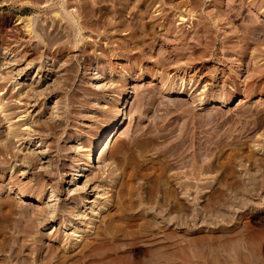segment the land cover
<instances>
[{"label":"bare ground","instance_id":"6f19581e","mask_svg":"<svg viewBox=\"0 0 264 264\" xmlns=\"http://www.w3.org/2000/svg\"><path fill=\"white\" fill-rule=\"evenodd\" d=\"M25 1H27V0H25ZM38 1L40 2V0H38ZM43 1H45V0H43ZM66 1H68V0H66ZM123 1H126V0H123ZM156 1L159 2L160 4L157 5V6L154 5L153 6L154 8H153L152 7V3L156 2ZM61 2H63V1L61 0ZM83 2H84V0H83ZM134 2H135V0H134ZM245 2H246V0H178V1L177 0H136V4L139 5V7H138L139 9L136 7L135 10L128 11L130 9V8L126 7V5H128V3L124 5V4H121V3H123L122 0H110L109 1V6H108L110 8V10H111L110 16L107 15V13H106L107 10H105L102 13L101 12L102 9L98 8L99 10L96 11V12H99L102 15V16H99L100 18L98 17L99 20L97 21V23H99V25H97V26L103 25V27L106 26L105 27L106 29H104V30L102 29V31H99V32H97V31L100 30V29H97V31L95 30V33L97 32V34L94 35V38L95 37L97 38L98 36H101V37H99L100 38L99 40L105 39V46L103 47L102 43H101V45L100 44L97 45V40L96 39H93V40H95L94 42H88L89 44L92 43V45L94 46V48H91V49H93L92 51L96 55V60L98 58V61L101 63V64L98 63V66L96 65L97 67H95V68H97V71H95V73H94L95 76L93 75L94 77L92 78L93 80L96 81L95 82L96 88H98V90L101 93H104V92H106L109 89L111 91H115V86H114L115 83H114V81L116 80V76H118V75H116V70L117 69L115 67H118V69H119L118 71H119V74H120L121 66L119 67V65H121V63L119 64V60H126L128 62V63L127 62L126 63L128 65V69H129L130 72L129 71H127V72H122L121 71V75H124V77H127V76L130 77V75L132 73L134 74V71H135V73L136 72L139 73L138 74L139 76L145 77V78H150L151 80H155V82H156V83L152 84V87H151V84H150V88L148 86L147 88H149V89L144 90L145 92L142 90L144 94L143 93L142 94L139 93L142 96V97H140V98H142L141 100L146 99V101H147V99H148V100L151 101L152 99H154L157 96V94H158V96H161V94L165 93V92L162 93V91H168L169 93L171 92L172 94L173 93L181 94L182 93L181 91H177V89L175 91V88H177V87H175V83H177V82H175L174 80H173L175 82L174 85H171L172 82H168V84H166L165 81L161 82L162 81L161 72L163 71V69L165 70L166 68H168V65L165 64L166 66H163V63H164L165 59L167 61V59H169L171 56H174L173 58L171 57L173 61L176 60V59H181L182 58L181 55H183V56L185 55V52H183V50H185L187 48H189V53L195 52L196 51V48H195L196 46L192 45V41L191 40H190L191 43H190V41L188 42L189 39L187 40V36L191 34V36H189L188 38H190V39L194 38L195 39L196 35L199 33V31H201L200 32V36L202 37L204 35L205 39L210 38L211 34H212L213 37H211V38L213 40H211V41H214V43H215L217 40H219L221 42V44H222V45L220 44V46H222V47H224L222 42H227V43H225V46H226V44L228 46L230 44V42L231 43L234 42L230 47L228 46L229 48H227V49L229 50V52L223 51L224 52V54H223V52L221 51L222 54H223L222 57H224V56L226 57L227 56L228 58L224 57L227 60L231 57L236 62V65L238 66V68L241 67L243 65V64L241 65V62H242L241 60L245 56L247 57L249 55L248 58L250 59L251 57L255 58L258 55H261V53L257 54L258 50H260V49H257V52H256L257 56H255L256 55L255 54V50L250 49V51L251 50L252 51L250 53L247 52L248 50H246L245 45H248V44L245 43V45H244L243 43H241V41H243L242 39L246 40V38H247V37L245 38V35L247 36V34L245 32L247 30H251V29H254V28H255V31H256V28L259 29V28H261L263 26V25L260 24L261 27H259L260 25L255 23V21H258L259 18L257 20L256 19L254 20L253 18L250 17L251 15L248 14L249 17H250V21H252L251 19H253V21H254L253 23L251 22L250 24H249V19H248L249 17L247 18V20L245 18V17H247L246 14L249 13V12L245 13L246 10L248 9V7L251 8L253 11H255L254 9L258 7V3L259 2L262 3V1L259 0L257 2V0H251L250 2L249 1L246 2L248 7H247V9L244 12V9L246 8ZM86 3H87V1L84 3L85 6L87 7L88 5ZM92 3H94V1ZM130 3H131V1L129 2V4ZM56 4H57V2H56ZM88 4H89V2H88ZM166 4L168 6H166ZM263 4H264V2H263ZM26 5L29 6V7H33V8H37L38 9V8L43 7V6L46 7L47 3L41 4V3H38V2H35V1H33V2H30V1L28 2L27 1ZM67 5H69V3L66 4V6ZM97 5H98V1H97ZM60 6L63 7L62 4ZM81 6H82V4L80 5V7ZM49 7H47V8H49ZM75 7H73V8H75ZM130 7L132 9V7L134 8L135 6L131 5ZM166 7H169L170 9L169 8L168 9L170 11L171 10L174 11L173 15L170 12L169 13H164V9ZM210 7H212V8H210ZM66 8H68V6ZM73 8L71 9V11L74 10ZM85 8H83V10ZM87 8H89V7H87ZM105 8L107 9V7H105ZM76 9H75V12H76ZM89 9L92 11L91 8H89ZM136 9L138 11L139 10L140 11L137 14H135V16H134L135 18L132 17V18H134L133 20L129 19L130 21L127 22L126 14L129 13L131 15V13L136 11ZM69 10H70V8H69ZM86 10H88V9H86ZM86 10H85V12H87ZM90 10H89V12H90ZM169 10H167V11H169ZM57 11H59V10H57ZM65 11H66V9L64 10V15L59 14V12H63V11H59V12L55 11L54 13L51 12V13H53V17L52 18L55 19L56 17H58V18L60 17L59 18L60 20L61 19H63V20L66 19V21L68 20L67 22H69L72 25L71 28L68 25L69 23L66 26V29L68 28L69 31H70L68 35H70V36L73 35L74 37L75 36H79V40L80 41H78V42L82 43L81 45H86V47H83V46L81 47L80 46L81 49H82L80 52H82V55H84V57L87 56L86 59L89 56V58L86 60L87 61L86 63H88V60L90 61V59H93L91 57V55L93 53L90 51L92 53V54H90V52H89V50H90L89 48L92 45L88 46L86 44L87 42L85 44H83L85 42L84 38H86L84 36H86L88 34L87 33L85 35V32H84V31H86V26H87V28L89 26V24L86 25V22L88 23V21L85 20V22H84V21L80 20L81 22L76 23V25H74L73 24L74 20L79 21V19L78 20L77 19H73L72 20V18H70L71 17L70 11L69 12L67 11L66 14H65ZM248 11H249V9H248ZM257 11L262 12V7H261V10L260 9L258 10V8H257ZM89 12H87V13H89ZM147 12H150L151 15L148 14L149 17H148V19L145 20ZM250 13H251V10H250ZM263 13L264 12H262V14ZM41 14H43V12ZM84 14L85 13H83V15ZM100 14H98V15H100ZM103 14H104V16H103ZM244 14L246 15L245 17H244ZM198 15H199L200 19H202V20L197 21L199 19ZM255 15L256 14H252V16H255ZM186 16H187V18H189V20L186 18ZM39 17H40V15H39ZM86 17L91 18L90 16H86ZM169 17H172L173 19L172 18L169 19ZM256 17H260V15L259 16L257 15ZM77 18H79V17H77ZM241 18L245 19L248 22H246L244 20L246 24L245 23L241 24L242 20L239 21ZM36 19L37 18H35L33 15H17L16 18H15V21L23 22V26L25 27L24 29L27 30L28 34H31L32 31H35V28L39 27V29H40V28H42V25H43V24L41 25V23H37V25H36V22H37ZM169 20H170V22L173 21V23L172 22L171 23H172V25H174V27H175L176 24H177V27H179L178 26L179 24H182L184 22L185 23L188 22V25H189L188 27L189 28L186 27L187 28V32L185 31V29H184L185 33H184V31L178 32V30H176V27L175 28L171 27L170 26L171 24L170 25L168 24V23H170V22H167ZM176 20H178V23L176 22ZM186 20H188V21H186ZM259 22H261V21H259ZM135 24H137V25H135ZM167 24L170 26L169 28L166 26ZM184 24H182V25H184ZM255 24L257 26L259 25L258 26L259 28L256 27ZM35 25H36V27H35ZM95 25H96V22L94 23V27H95ZM194 26L196 27V29H194L195 28ZM180 27L182 28V26H180ZM191 27H193V28L191 29ZM112 28H116V30L114 29L116 31L115 33L112 32L113 31ZM138 28H140V30H138ZM68 29L64 30V32L67 31V33H68ZM128 29L130 30V33L133 34L132 37H130L131 34L126 31ZM188 29H190V30H188ZM117 30L118 31L122 30V31L119 33V32H117ZM42 31L40 32L41 35L43 34ZM136 31L137 32L140 31V33L138 32L139 33L138 34ZM251 31H253V30H251ZM35 32H38V31H35ZM59 32H61V30ZM195 32L197 34L193 37L194 34H192V33H195ZM259 32H262V31H259ZM93 33L94 32H92L89 35H87V38H91ZM201 33H202V35H201ZM250 33H252L254 35L253 32H250ZM119 34H120V36H118ZM128 34H130L129 37L127 36ZM137 34L139 36H137ZM49 35L50 34L45 36V37H47L45 40H47V39L49 40L50 39V41L49 42L46 41L47 42L45 44L46 46L43 44L45 46V48H46L44 50H43L44 47H41L43 45H41L40 47L36 46V48H32V49L31 48L29 49V48H26L25 46H23L22 48H20V50H19V48L17 49V47L16 48L9 47L11 41L12 42L15 41L16 38H15V40L14 39L11 40L8 43L9 44L8 47L6 46L7 48H5L6 51L4 52V55H7V54L10 55L12 53L13 54L11 55L10 58L9 57L6 58V60L4 61V64H3V66L4 65L5 66L4 67L2 66L4 68V70H6V72H5L4 76H2L3 78L0 77L1 78L0 88L4 89V87L6 86L7 88H6V90L4 92L9 94V87H8L9 85L7 86V84H8V82L11 81L12 78L15 80V81H13V84H11L12 85L11 88L13 89V90L12 89L11 90H12V92L14 91L13 92L14 93L13 96H15L20 101L23 100V105L22 106L25 107V108H23L22 112H25L26 110L28 111V109L32 108V110L30 112L32 114V111L36 110V107L39 104L38 103L39 99L40 100L41 99H49V98H51L53 96L56 97L57 95H59V92H58L59 89L61 90L63 88V85L61 87V85L58 84L62 80H60L59 82H58V80H55V78L57 76V73L59 72V69L58 70L56 69V67H57L56 65L58 63L56 62L55 57L57 55H61V53L64 52L65 50L67 52V49H69L67 47L70 46L71 44H69V45L67 44L68 45L67 46V45H65V43H67V42L69 43V41H71V38H73V37L70 38V37L67 36L68 37V39H67L66 36H63L62 33H59V35H61V37H66L65 40L67 39V42L64 40L63 41V42H65L64 44H61V45L56 44L58 46H56L54 50L52 49L54 51L53 52L51 50L52 46L50 47V49L47 46L50 45V44H55L54 41H52L53 37H54L53 36L54 34L50 35V37L53 36L52 38H50V37L48 38ZM55 35H57V33ZM258 35L259 34H257V36ZM260 35H261V33H260ZM208 36H210V37H208ZM61 37L58 36L57 39H56V42ZM135 37H138L139 39L138 38L136 39ZM148 37H149V40L152 41V43L151 42L150 43H146V40H148ZM197 37H199V36H197ZM29 38H30V36H29ZM127 38H129V40ZM251 38H252V36H251ZM196 39H199V38H196ZM205 39L201 40V38H200L199 40H195V41H200L201 40V41L204 42L203 44H205V41H206ZM252 39H255V38L253 37ZM2 40H4V39H2ZM175 40L180 41L179 45H180L181 48L179 49V47H177L179 49V51L175 52V54H172V51L174 52L175 49L174 50L173 49H170V50L168 49L167 54H165L166 53L165 51H167V49L166 50L162 49L161 46H160L159 48H161L162 50H165V51H162V52H165V53H162V52L159 51V53L156 52L155 54H157L158 56H163V58H161V59L162 60L164 59V60L163 61L161 59L157 60L156 57L152 54L155 57V59H156L155 63H157L158 68L154 69V67H152V66L150 67L148 65L149 62L146 60V58H147L146 55H148V53L145 50V47L149 45L152 48L151 45H153V46L155 45L156 46V45H158V43H160V45H165V46H167L169 48L170 47V43L172 41H174V43L177 42V41L175 42ZM245 40L243 42H245ZM247 40H249V39H247ZM184 41H186V42H184ZM208 41H209V39H207L206 43ZM51 42H53V43H51ZM252 42L255 43L254 41H252ZM75 43H77V42H75ZM185 43L188 44V46L185 47V45H186ZM195 43H197V42H195ZM209 43L212 44L213 42L211 43L209 41L208 45H209ZM77 44H74L73 46H75ZM79 44H78V46H79ZM197 44H198V47H199L200 43H197ZM252 45H254V44H252ZM256 45H258V47ZM256 45H254V47L256 46L257 48H259V46H261V44L260 45L256 44ZM3 46H1V47H3ZM12 46H15V45H12ZM182 46H183V48H182ZM202 46L203 45L201 44L200 45L201 49H202ZM203 47H205V46H203ZM222 47H221V49L223 50ZM249 47H251V46H249ZM157 48H158V46H157ZM159 48H158V50H159ZM171 48H173V47H171ZM214 48H215V46H214ZM15 49H17V50H15ZM224 49H226V48L224 47ZM48 50H51L52 54L54 53L55 56L54 55L52 56V58L54 57V59H52V58L47 59L48 57L46 55L44 56V53H46V51H48ZM154 50H156V49H154ZM158 50H156V51H158ZM210 50H212V49H210ZM213 50H215V49H213ZM217 50H219V49H217ZM51 51H49L48 54L51 53ZM197 51L195 52L196 54H197ZM110 52H111V54L109 55ZM202 52H203V49L199 50V53H200V54L198 53L199 56L202 55V54L205 55L204 52L203 53ZM149 53H151L150 49H149ZM189 53H188V56H186L187 53L185 55V58L187 59V57H188V60L191 59L190 56L192 55V54L190 55ZM214 53L215 52L211 51V56ZM97 56H99V57H97ZM110 56H112V57H110ZM253 56H255V57H253ZM41 58H44V59H41ZM158 58H160V57H158ZM192 58H195V56L192 57ZM196 58H197V55H196ZM199 58H201V57H199ZM199 58H197V59H199ZM137 59L141 62L140 66H139L140 63H138ZM186 59H183V62H185ZM263 59L264 58H262V60ZM48 60L49 61L51 60L52 62L50 61V63H48ZM192 60L193 59H191V63H192ZM194 60H196V59H194ZM253 60H250V62L251 61L253 62V63H251V65L254 64V66H252L253 67L252 68L253 71L251 70L254 73H251V74L254 75V76H257L256 79L259 77L258 80L261 81L260 82V84H261L262 82H264L261 79L262 77L264 78V67H263L264 65H262V63L259 61L258 58L257 59L255 58ZM149 61H150V59H149ZM168 61H170V60H168ZM58 62H60V61H58ZM170 62H172V61H170ZM245 62H244V64H245ZM135 63L136 64L138 63L137 64V66H139L138 68L134 67ZM151 63H153V62H151ZM176 63H177V61H176ZM60 64H58V65H60ZM170 64L171 63H169V65ZM177 64H176V66L174 64L175 67L173 66V63L170 66L171 68H172V66L174 67L175 72H173V73H175L176 77L178 78L177 80H181L180 78L184 79V77H187V76L192 77L190 75L191 72H190V74L188 73V68L186 67L187 65L182 66V63L180 65L179 64L177 65ZM215 64L216 63H214V64L212 63V65H214L215 68H216ZM202 65H204V64H202ZM160 66H163V69ZM201 66L200 67H198V66L192 67L191 70H189V71H192V72L195 71L197 73H202L201 72V70H202ZM204 66L206 67V65H204ZM58 68L61 69V67H58ZM72 68H74V67H72ZM160 69L162 71H160ZM168 69H166V70H168ZM174 69H173V71H174ZM210 69H208V70H210ZM213 69H212V71H213ZM229 69H230V67H229ZM60 71H62V70H60ZM237 71L233 70L232 71L233 74L231 75L232 76L231 77L229 75L230 73L228 72V69H227V73H229V74L228 75L225 74V75H227L226 77H225V75L223 76V83L225 84L224 87L226 89H228V92L226 91V93H228L229 95L233 94V92H237V90L239 89V84L242 83V77L240 76L239 71L238 72ZM169 72H172V71L169 70ZM166 73H167V71H166ZM166 73H165V75H166ZM207 73H209V72H207ZM221 73H224V72L222 71ZM163 74H164V71H163ZM251 74H250V76L252 77ZM60 75H61V73L59 74V76ZM171 75H172V73H171ZM192 75H194V73ZM66 76H70V74L66 75ZM174 76L172 75V77H174ZM197 76H199V74ZM205 77H207V79H205V85L202 86V88H203L202 91H201L202 93H203L204 90H206V87H208L209 82H211L210 80H212V78H213L212 74H210L209 76H205ZM218 77H220V76H218ZM57 78H59V77L57 76ZM70 78H71V76H70ZM70 78L66 79V77H65L66 80H70ZM167 78H169V80L170 79L172 80V78H170V76L167 77ZM187 79H188V77H187ZM17 80L29 81V84L26 85L24 83L25 85H23V83H22V85H21V83L19 81H17ZM66 80H64V82ZM125 80H126V78H125ZM203 80H204V77H203ZM215 80L217 82L218 79L216 78ZM108 81H109V84H107ZM117 81H119V80L117 79ZM157 81H160L159 84L162 83L161 86H158V82ZM192 81H194V79ZM254 81H253V83H254ZM62 82H60V83H62ZM67 82H70V81H67ZM221 82H222V80H221ZM180 83H182V82H180ZM169 84L171 85L170 88H169V86H170ZM28 85H30V87ZM65 85L69 86V83H66ZM241 85L243 86L245 84H241ZM257 85H258V83L255 86H253V87L255 88ZM263 85H264V83H263ZM176 86H178V85H176ZM124 87H125V85H124ZM184 87H186V86H184ZM241 87H240V89H241ZM257 87H256V89H257ZM126 89L127 88H122L121 91L119 92V94L122 96V98L120 96V99H122V103H124V106H123L124 108L126 107V105L128 103L126 98L128 97V94H129V91L127 92ZM145 89H146V87H145ZM178 90H180V89H178ZM254 90L255 89H253L252 92ZM138 91H140V90H138ZM244 91H245V89L243 90V93H244ZM212 92H214V91H212ZM139 94L138 95L136 94V95L139 97ZM212 94L213 93H211V95ZM258 95L260 97L259 98L260 100L263 99V97H264V89L261 88L260 86H259ZM187 96H188V94H187ZM219 96H223V98L219 97V101L216 100V101H218L217 103L219 104V106H221V107L226 106L227 103H228L227 99H229V98H227L228 96L226 95L227 96L226 98H224L223 94L219 95ZM75 97H77V98L75 100H73V101L79 102V103L83 102L80 97H78V96H75ZM188 97L193 98L191 95H189ZM196 97H198V96H196ZM6 98L7 97L4 95V93L2 95H0V113H2L1 114L2 115V119L5 121V126H6L5 130L2 129L3 131L0 129V135L1 136L3 135L2 138L4 139V141L0 144V153H2V155H4L3 158H0V165H7V170H5V171L3 170L4 172L1 171L2 173H1L0 177L4 176L6 174V171L8 173H10V174H14L15 171H19V170H21L22 173H23V171L25 172V170L28 171L30 169H36L38 164L40 162H42L43 169L40 170L39 173L42 176H44V175L49 176L50 181L46 182L44 180L42 181V179H39L37 181L35 180L32 185L26 184L25 186L24 185L20 186L17 191H12V195H14V197H12V195H10L11 197H8V195H6V196L2 195L0 197V262H1L0 264H112L116 259L118 260V258L119 259L120 258H124L125 260H128L127 262H129V264H182V262L180 261V249H181L180 248V246H181L180 243H181V239L182 238H181V236L179 234L180 233L179 229H180V227L182 228V226H183L182 224L186 225V222H189V221L192 222V224H190V223H188V224L189 225H193V229L195 230V232L200 231L201 227H203V228L206 227V228H208V230H210L209 228H212V229L213 228H217V229L220 228L218 230H221V228H223V229L226 230L227 235H224V236L222 235L223 237L226 238V240H225V242H224V244L222 246L218 245L219 241H217L215 239L216 240V243H215L216 244V246H215L216 251L217 252L220 251V254L221 253L225 254V255L222 256V258L224 257V258L227 259L228 258L227 254L231 253L232 250L235 251V253H237L236 254L237 256L239 255L238 252L240 253V252L244 251V254L245 253L249 254V257H250V255L252 256V254H255V256H256L255 259L256 258L258 259L257 261L260 262L259 264H264V237L262 238V237H259L260 235L256 236L255 234H253L256 237H259V238L256 239L257 240L256 243H254V244H257L256 245L257 247H255L252 244V241H251L252 237H249V235L246 236L247 232L245 234L242 232L244 235H240L239 232H234L235 230H234V228H232L233 226H235L234 224H233V226L232 225L228 226V225H230V223H232L233 220L237 221L238 218H240V216L242 215V213H241V215L238 216V214H240V213H238L239 209L242 208V210H240L242 212L247 207L246 206V201L244 203L242 201V203L240 204L239 200H236V198H238L239 195H238V197H235L236 195L234 196V194L237 192V191L235 192L234 189L237 188V190H238V188H240L239 190H241L243 192H245V191L249 192V190L246 189L249 185H247V187L245 185H243L244 182H249V181H246V178H244V174H243V178L245 180L241 179L242 177L238 178L239 174L235 171L236 169H234V166L236 168L235 162H234V166L231 163H227L226 164V165H228L226 167V169H227L226 171L228 173L229 172L230 173L228 175H225L226 176L225 180L223 179L224 182H223V184L221 186L218 183L216 185L217 187H218V185L220 187L223 186L222 188L219 187L218 189H216L217 187L216 188L213 187L214 189L212 188V190H209V191H212L210 193L208 192L209 194L204 195V193H202V191H204V188L208 187L207 185L211 184L213 181L211 182V180L207 179L206 183H205V179H204V182H200L201 184L203 183V185H201L198 181H200V178L202 177V175H205V174L209 175L211 172L215 171V167L217 166V164H214L215 162L211 161L212 159H210L212 153L211 154H209V153L212 151L211 146L213 147V145H214V144L211 145V142H209L210 140L206 141V138H204L205 140L201 138L202 139L201 141L202 142L205 141V143L198 144L197 146L192 142L195 145V148H194L191 145L192 143L190 145L188 144L187 140H186V142L184 140L183 141L179 140L180 138L184 139L183 138V134L185 133V131H183L184 132L183 134H180V135H182V137L179 136V134H176L175 137L178 136L177 140L171 134V138H172L171 139L170 135H169L170 133L166 132V130L167 129L169 130V128L171 126L168 127L167 129L166 128L164 129L163 127H161V124H163V123H160L159 124L160 126L158 127V129L160 128V130H161V128H162V129L165 130V132L164 131L161 132V133L158 132V134H157L155 132L156 129H154V128H152L153 129L152 132L156 133L157 137H162V138L166 137L165 138V139H167L166 142H164L165 141L164 140L163 144H161V143L160 144L164 145V146H166V144H167V146H166L167 150H164V149L162 150V147H160L161 149H158L159 145H160L159 143H158L157 146H155V147H157L156 149H158L157 150L158 152L157 153L155 152L156 155L153 152V154L155 155L153 160L156 161L157 165L152 166V168L155 167L158 170V172L154 171L153 175H150L152 172L147 174L149 171L145 172V169H146V167L148 165L146 166V164L144 165L142 163L141 165H143V166H140L139 171H138V169L136 170L135 168L131 167L133 171H135V170L138 171V176L139 177L141 176L142 181L139 178H137V179L140 180V182H138L139 184L137 183L138 185L136 184V182H137V180L135 178L137 176L136 173H133L132 175H128V176H130L129 177L130 178V181H129L130 185L127 184V185H129V187H127L125 185L127 188L124 186V184H126L127 182L126 183L122 182V183H124L123 185H119L120 184L119 183L118 185H119V187L121 186L120 188L118 186H115L114 184L109 185L110 184L109 182H110L111 178H108L107 175L111 173L112 168L111 169L110 168H106L107 166H101L99 168V166H98L97 170L94 171V172L92 171V168H94V163H96V162L97 163H101L102 160H104L103 158L105 157L104 156L105 152H107L111 148V145H112L114 139L122 131L121 119H122V114L123 113L119 114L117 112L115 116H113V117L109 116L108 117V119H109V121H107L108 124H106L105 127L102 130L99 131L98 136L95 138L94 142L89 144L88 152L86 153L85 158H83L84 162L82 164H80V165L74 164L70 168L71 173H69V176H71V177L68 180V182H69V185L73 186V187L69 188V190L67 191V193L69 194V197L67 198V200L65 202H62V201L59 200V196H61L65 192L64 191H59L60 188L58 187V185H59L58 184V177L52 171L53 167L49 168V166H50L49 165L50 164L49 161L50 160L47 159L48 158V156H47L48 152H46L45 149H44V145H45V143L47 141L46 139H48V138L53 139L54 138V139L58 140L59 138H61L62 132L64 130V127L62 125L63 123L61 124V122H63V119L68 120L70 118V117H68L69 115L66 116L65 118H63L62 115L60 116V118L58 117L60 115V113H62L59 110V108L62 106L61 105V103L63 101L62 98L61 99H57L56 98V101H54V102L51 101V104L53 102V105L50 106V104L48 103L49 105H47V106L45 105V107H44L45 109L44 110L40 108L41 110H39L37 112L36 116H35L36 119H32V120H26V119L24 120L23 119L24 121L22 120L23 122H21V124H18L19 122L18 123L17 122L14 123L13 121H11V119L13 117H15V116L19 115V113H21V111L18 112V113H15L16 111H14V109L16 107H21V106H17V104L14 105L13 103L11 104L9 101H7L9 99L5 100ZM58 98H60V97H58ZM198 98L203 100V98H201V97H198ZM215 98L217 99V97H215ZM93 99L97 100V103H98V101H99L98 98L96 99V97H93ZM166 99H167V97H166ZM176 99H178V101ZM176 99H174L173 101L169 100L168 102L172 101L173 103L176 104V101H177L178 102V107H179L180 104L182 106L184 105V101H185L184 98H183V100H181L180 98H176ZM259 99H258V101H259ZM191 100H190V102H192ZM194 100L195 99H193V102L196 101V100L195 101ZM139 101L140 100H138V102ZM146 101H143L142 104L144 102H146ZM161 101H163V100H161ZM197 101H198V99H197ZM210 102H212V101H210ZM241 102L242 101L240 100L239 103H241ZM140 103H141V101L139 102V104ZM147 103H148V101H147ZM147 103H144V105L147 104ZM151 103H152V101H151ZM198 103H199V101H198ZM217 103H215V105L218 106ZM139 104L137 103V105H139ZM202 104H204V103H202ZM202 104H200V105H202ZM42 105H44V104H42ZM144 105L143 106H138V107H141L142 110H143ZM181 105H180V107L182 109H184V108H186L187 106H189L191 104L186 102L187 106L185 107V105H184V108ZM192 105H194V103ZM104 106H106V105H104ZM155 106H157V105H155ZM159 106L161 107V105H159ZM205 106H204V108H206ZM111 107H113V106H111ZM46 108H47V110H46ZM50 108L52 109L51 111H49ZM151 108H155V107L153 106ZM188 108L189 107H187V109ZM193 108L195 109V107H193ZM208 108H210V107L208 106ZM148 109L149 108H147V110ZM56 110H57V112L54 113V111H56ZM142 110H141V112H142ZM262 110H264V109H262ZM144 111H143V113H145ZM189 111H191V109L188 110V113H189ZM168 112H171V111H168ZM30 113L26 117L27 119L30 118V115H31ZM77 113H79V112H76V114ZM207 113H209V112L207 111ZM90 114L91 113H89L88 115H90ZM195 114H196V110H195ZM198 114H201V113H198ZM202 114H203V112H202ZM204 114H206V113H204ZM166 115H168V113ZM187 115H189L190 118H191L190 114H187ZM187 115H185V117H184L185 120L188 119V118H186ZM207 115H209V118L207 117L206 119H210V116L212 114L209 113ZM155 116H156V114H155ZM182 116H184V115H182ZM203 116L205 117L206 115H203ZM90 117H91V115H90ZM105 117H107V115ZM154 117L153 118L151 117V118L153 120H155ZM163 117H164V115L162 116V118ZM165 117H164V119H165ZM193 117H196V116L193 115ZM259 117H261V116H259ZM159 118L161 119V117H159V116H158V118L156 117L157 120H159ZM202 118L203 117H201V119ZM211 118L213 119V117H211ZM262 118L263 117H261V119ZM206 119L204 118V120L203 119L202 120L206 122ZM105 120H106V118H105ZM157 120H155L154 123L152 122L153 125L155 124L154 127H156V122H158ZM161 120H163V119H161ZM195 120H196V118H195ZM197 120L195 122H192V120L190 119V121H188V125H191V127H192V124L195 123L193 125H195V127H196L195 129L197 130L198 129L197 128V124L201 123V121H202V120L200 121V119H199L200 122L196 124ZM164 121L165 120H163L162 122H164ZM184 121H182V123ZM257 121H259V120H257ZM173 122H174V120H173ZM186 122L187 121H185V123H184L185 125L183 127L186 126ZM190 122H192V124H190ZM207 122H209V121H207ZM211 122L212 121H210L209 124H211ZM164 124H163V126H165ZM225 124H223V125H225ZM255 124L258 125V122L255 123ZM255 124L252 125V126H255ZM180 125H183V124H180ZM180 125H177V127H179L178 128L179 131H180V128H181ZM201 125L202 124H200V126ZM211 125L213 126V124H211ZM200 126H198V127H200ZM206 126H207V123H206V125L204 127H206ZM230 126H232V124ZM233 126H234V124H233ZM204 127L202 126L203 129H205ZM209 127H210V125H209ZM227 127H229V126H227ZM187 128L189 129V126L186 127V129ZM231 128H234V127H231ZM186 129L183 128L182 130H186ZM190 129H189V131H190ZM200 129H201V127H200ZM200 129H198L199 132H197V133H201L202 129L201 130ZM208 129H211V128H208ZM19 130H22V132H20ZM171 130H172V127H171ZM187 130H186V132H187ZM250 130H251V128H250ZM212 131H214V129ZM221 131H223V130H221ZM169 132H171V131H169ZM172 132H173V130H172ZM208 132L211 133L210 131H208ZM243 132H245V131H243ZM195 133H196V131H195ZM222 133H224V131ZM213 134H211V135H213ZM145 135H146V133H145ZM144 136L142 138H144ZM151 136L154 138L155 135H153V133H152ZM186 136H187V134H186ZM186 136H184V137L186 138ZM189 136H192L191 132H190V135L188 134L187 137H189ZM199 136H202V135L199 134ZM204 136H205V133H204ZM204 136H202V137H204ZM207 136L210 137V139L212 138L211 140L214 141L213 143H216L215 138L217 136L216 137L214 136L215 138H213L212 136H209V134H207ZM15 137L17 138L16 141H20V143H18V145H17V150L15 151L13 149L14 150L13 151L12 148H11V144H12L13 140L15 139ZM75 137L78 140L79 137H80V134H76V136L73 135L71 137L67 136L66 139L74 140ZM173 137H174L175 140L173 139ZM194 137H198V136L195 135ZM194 137H192V138H194ZM255 137H257V136H255ZM134 138L135 137H133V140H134ZM192 138L189 137L188 139H192ZM150 139H152V138L150 137ZM150 139L148 138V140H150ZM160 139H159V141H160ZM196 139L197 138L194 139L196 141V142L195 141L194 142L197 144L198 141ZM138 140H140V138ZM216 140H218V139L216 138ZM221 142H223V141H221ZM141 144H142V142H141ZM141 144H140V146H141ZM146 145H148V144H146ZM173 145H176V146H174L172 148ZM261 145L262 144H260V145H258L256 147L260 146V148H258V149L261 150L262 154L264 155V144H263V146H261ZM149 146H151V144ZM168 146H169V148H168ZM215 146H217V144ZM218 146H219V148L221 147L220 145H218ZM155 147L152 150L156 151ZM68 148H73V147L72 146L71 147L68 146ZM149 148H148V150H149ZM219 148H218V152H220L219 150L222 149V148L221 149H219ZM235 148H237V147H235ZM250 148L254 152L253 148L252 147H250ZM25 149H27V150H25ZM57 150H58V148H57ZM57 150L55 152V157L56 158L59 155V153H58L59 151H57ZM20 151H22V152L24 151V153H22L23 155L19 154V153H21ZM234 151H232V152H234ZM8 153L10 154L9 157H7L5 155V154H8ZM239 153H241V152L239 151ZM214 154L215 153H213V155ZM232 154H235V153H231V155ZM245 154H248V151ZM126 155H128V154H126ZM217 155H218V153H217ZM231 155H228V156H231ZM250 155H251V153H250ZM250 155L248 154V157ZM165 156L166 157H170L168 159H171V160L166 162L165 161L166 159L163 160V158H165ZM139 157H140V160L143 158L142 156H139ZM251 157H250V160H251ZM124 158H125V156H124ZM131 158H130V160H132L134 157L132 159ZM150 158H153V157H149L148 159H150ZM255 158L257 160H259L261 158V156L257 157L255 155ZM233 159L235 160L234 156H233V158L231 160H233ZM247 160H249V159H247ZM257 160H256V162H257ZM263 160L264 159H262V161ZM132 161H134V160H132ZM230 161H228V162H230ZM17 162H19V163H17ZM123 162L121 160V163H123ZM125 162H126V159H125ZM216 162H218V161L216 160ZM250 162H249V164H250ZM254 162H251V164L252 163L254 164ZM260 162L261 161H259L257 163V167H258V164ZM144 163H146V162H144ZM152 163H153V161H152ZM223 164H225V163L223 162ZM241 164H243L241 166L243 171L245 170V168L247 169V167H248V166L246 167L247 164L245 165L244 162H241V163H239V166ZM127 165H128V163H127ZM137 165H140V164H137ZM221 165H222V163H221ZM226 165H223V167H225ZM63 166H65V165H63ZM116 166H117V168H119L120 165L118 166V164H117ZM123 166H125V165H123ZM131 166H133V165H131ZM218 166H219V164H218ZM120 168H123V167H120ZM179 169H181V170H179ZM127 170H126V172H127ZM152 170H154V169H152ZM222 170H223V168L220 171H222ZM224 170L222 172L225 173L226 171H224ZM217 171H215L216 174H217ZM256 171H257V169H256ZM235 172L238 175L235 174ZM245 172L247 173V171H244V173ZM121 173H122V171H121ZM261 173H262V171H261ZM213 174L214 173H212L211 175H213ZM198 175H200V177ZM217 175H219V174H217ZM217 175H216V177H217ZM248 175H250V174L248 173ZM255 175H256V173H255ZM220 176H222V173H221V175H219V177ZM245 176H246V174H245ZM252 176L250 177V179H252ZM83 177H85L86 179L81 184H79L78 182H80L81 178H83ZM206 177H208V176H206ZM216 177L215 178L213 177V179L217 180L218 178H216ZM261 177H263V176H261ZM3 178L4 177H2L0 179L1 182H2ZM126 178H127V176H126ZM134 178H135L136 182L133 181ZM203 178H204V176H203ZM220 178H222V177H220ZM52 180H53V182H52ZM128 180H126V181H128ZM260 180L258 179V181H260ZM262 180H263V178H262ZM95 181H98V183L94 184L92 186L91 190L88 191V188L90 187L89 185L95 183ZM221 181H222V179H221ZM133 182H135V183L133 184ZM252 182L254 184V179H252ZM255 182L258 183L256 180H255ZM100 183H102V184H100ZM103 183H107V184L105 185ZM117 183H115V184H117ZM256 183H255V185H253V187L252 186H250V187L255 189L257 187ZM2 184H4V182H2ZM2 184L0 183V190H1L0 193L2 192V190L5 189V186H6L5 184H4L5 186H3ZM247 184H249V183H247ZM139 185H140V188H142V189L139 188V190H143V191H139V190L136 191V187L137 186L139 187ZM260 186H258V187H260ZM114 187H116V191H117L115 194H113L112 190H111ZM138 187H137V189H138ZM262 188H263V186H262ZM256 189L258 190V188H256ZM10 190H12V188H9V191ZM91 191H93L92 193H95V195H96L92 199H90ZM108 191H110L111 194H109V196L107 195L108 197H107L106 200H103L101 198V196L104 193H107ZM179 191L180 192L183 191L182 192L183 195L182 194L181 195L182 196H186L187 198L191 199L192 200L191 203L187 204L188 200L187 201L182 200L180 195H179ZM233 191L235 192L234 194H233ZM250 192L252 193V191H250ZM254 193H256V192H254ZM243 194H245V193H243ZM248 195H250V193ZM186 197H185V199H186ZM244 197H247V196L245 195ZM250 198H251V196H248V200L246 198L245 199L247 201H249ZM30 199H33V201L37 202V204L30 205V203H29V202H31V201H29ZM25 200L26 201L28 200L29 202H26ZM202 202H203V204H200ZM114 206H116V207L112 208ZM105 209L108 212H104ZM108 209H110V210H108ZM248 209H249V211L247 209L246 210L250 213L251 210H250V208H248ZM185 210L190 212V213L188 212L189 214L187 213L188 215L186 214V216H184V212H183ZM256 210H255V212H256ZM247 211L243 212V214H245V213L247 214ZM103 212H104V214L102 215ZM251 212H253V211H251ZM101 215H102V220L101 221H103L102 225H101V221H100V225L98 224L96 226V222L98 220L97 218L100 217ZM258 215L259 214H257L256 216H258ZM256 216L254 214H252L253 218H255ZM248 219H249V217H248ZM248 219H246V220L248 221ZM257 220H254L253 223H255V221H257ZM54 222H55V224H54ZM223 222L224 223L226 222V224H224ZM258 222H259V220L257 221V223ZM93 227L96 228L92 232L93 236L91 238H93V239L91 240V238H90L91 241H88L86 244L84 243V245H81L82 244L81 242L83 241L82 239H84L85 237H88L89 234H91V231H92ZM235 227H237V226H235ZM243 227H245V226H243ZM191 228H192V226H191ZM206 228H204V229H206ZM237 229H238V227L236 228V230ZM244 230H241V231H244ZM224 231H223V234H225ZM247 231H251V233H254V231L252 232L251 229H248ZM257 231H258V229L256 230V232ZM261 232H262V230L258 231V233H261ZM251 233H250V235H251ZM204 236L206 237L207 235L205 234ZM204 236L201 235V234L200 235L196 234L194 236V241L196 242V244L198 246L202 245L203 242H207V241L211 242V240H209V239L207 240V238H206L207 241L203 240V239H205ZM215 236H216V234H215ZM218 236H220V235H218ZM222 238H219L218 240H222ZM137 239H140V241H142V244H140L141 243L140 241H136ZM215 240H212V241L215 242ZM132 241H134V243L135 242L136 243L140 242V243H138L137 245H131V246L123 248V246H125V245L127 246V245L131 244ZM149 242L152 243V244H149ZM220 242H219V244H220ZM192 243H193V241H192ZM242 243L244 245H242ZM208 244H210V243H208ZM208 244H207V246H208ZM79 246H81V248L79 250H76V248H78ZM205 246H206V244H205ZM243 246H244V249L242 248ZM205 248H207V247H204V250H201V249L200 250L201 251H205ZM212 248H213V246L211 248H209V250L212 251L211 253H209V251H208L209 254L214 253V248H213V250H212ZM100 249H101V251H100ZM202 249H203V247H202ZM240 254L242 256V253H240ZM213 255L214 254H212V256ZM218 255H219V253H218ZM231 255H232V253H231ZM216 256H217V254H216ZM208 257H210V256H208ZM252 257H254V256H252Z\"/></svg>","mask_w":264,"mask_h":264},{"label":"rangeland","instance_id":"374dc122","mask_svg":"<svg viewBox=\"0 0 264 264\" xmlns=\"http://www.w3.org/2000/svg\"><path fill=\"white\" fill-rule=\"evenodd\" d=\"M12 1V2H11ZM0 0V77L1 78H3L2 76H4V74H5V72H6V70H4V66H3V64H4V61L6 60V58L7 57H11V55L13 54H7V55H4V52L6 51V49L5 48H7L8 47V43L11 41V40H15V38H16V40L15 41H11V43H10V46L9 47H11V48H16L17 47V49L19 48V50H20V48H22L23 46H25L26 48H36V46L37 47H40L41 45H45L47 42H49L50 41V39L48 40H45L47 37H45V36H47L48 34H50V35H53V36H51L50 37V35L48 36V38L50 37V38H52L53 37V40L52 41H54V43L55 44H50V45H48L47 47L50 49V47L52 46V48H51V50L53 49H55V47L56 46H58V45H56V44H59V45H61V44H64L65 42H63L64 40H65V38L68 36V37H73V38H71V41H69V43L67 42V39H68V37H67V39L65 40L67 43H65V45H69V44H71L70 46H68L67 48H69V49H67V52H66V50L64 51V52H62L61 53V55H57L56 57H55V60H56V62L58 63V64H60V65H56L57 67H56V69L58 70L59 69V72L57 73V76L59 77V78H57V76H56V78H55V80H58V82L60 81V80H62V81H60V82H62V83H58V84H60L61 85V87H62V85H63V88L60 90L59 89V95H57L56 97H51V98H49V99H39L38 101V105H37V107H36V110H34V111H32V114L30 113L31 112V110H32V108H30V109H28V111L26 110L25 112H22L23 111V108H25V107H23L22 105H23V100H18L15 96H13V92H12V85L11 84H13V81H15L13 78L11 79V81L10 82H8V84H7V86L9 87V94L8 93H5L4 91L6 90V86L4 87V89L2 90L1 88H0V95H2L3 93H4V95L7 97L5 100H7V99H9V100H7V101H9L11 104L13 103L14 105L15 104H17V106H21V107H16L15 109H14V111H16L15 113H18V112H20L21 111V113H19V115H17V116H15V117H13L12 119H11V121H13L14 123H18V124H21V122H23L25 119L26 120H32V119H36L35 118V116H36V114H37V112L39 111V110H41V109H45L44 107H45V105L47 106V105H49L50 104V106H52L53 105V102L54 101H56V98L57 99H61L62 98V103H61V107L59 108V110L62 112V113H60V115L58 116L59 118H60V116L62 115L63 116V118H65L66 116H68V117H70L68 120H65V119H63V122H61V124L63 125V127H64V130H63V132H62V135H61V138H59L58 140H56V139H51V138H48V139H46L47 141H46V143H45V145H44V149H45V151L46 152H48V158L47 159H49L50 161H49V168H52V171L56 174V176L58 177V187L60 188V190L59 191H64L65 193L64 194H62L61 196H59V200L60 201H62V202H65L66 200H67V198L69 197V194L67 193V191L69 190V188H71V187H73V186H70L69 185V182H68V180L70 179V177L71 176H69V173H71V170H70V168L74 165V164H77V165H80V164H82L83 162H84V159L83 158H85V155H86V153L88 152V149H89V144L90 143H92V142H94V140H95V138L98 136V133H99V131L100 130H102L104 127H105V125L106 124H108V122L107 121H109V119H108V117L110 116H115L116 115V113L118 112L119 114H121V113H123L122 114V119H121V122H122V131H121V133L114 139V141H113V143H112V145H111V148L107 151V152H105V154H104V160H102V162L101 163H94V168H92V171L94 172V171H96L97 170V168H98V166H99V168L101 167V166H107L106 168H112V171H111V173L110 174H108L107 175V177L108 178H111L110 179V184L109 185H112V184H114L115 186H118L119 187V185H123L124 183H122V182H127L126 184H124V186L126 185L127 187H129V185H130V183H129V181H130V176H128V175H132L133 173H136L137 174V176L135 177L136 178V180H137V182L135 181V178H134V180L133 181H135L136 182V184L138 183V182H140V180L142 181V179H141V176L139 177L138 176V171H139V169H140V166H143V165H141L142 163L145 165L146 164V169H145V172H148L147 174H149V173H151L150 175H153L154 174V171L156 172H158V170L154 167V168H152V166H155V165H157L156 164V161L155 160H153L154 159V157H155V155H156V153L158 152L157 150L158 149H161L160 147H162V150L164 149V150H167V144H166V146H164V145H161V144H163V141L164 142H166V140L167 139H165L166 137H164V138H162V137H157L156 136V133L158 134V132H165V128L167 129L168 127H172V130H173V132H172V130H171V127L169 128V130L167 129L166 130V132L167 133H170L169 135H170V138H171V134H172V136H176V134H179V136H181L182 137V135H180V134H183L184 132L183 131H185V133L187 134V136H188V134L190 135V132H191V135L192 136H189V137H194L195 135L196 136H198V137H194V138H192V139H188L189 137H187L186 136V134L184 133L183 134V138L184 139H181L180 137V139L179 140H181V141H185L186 142V140L188 141V144L190 145L192 142L197 146L198 144H202V143H205V141L204 142H202L201 140L202 139H204V138H206V141L208 140H210L209 142H211V145H213V147L211 146V149H212V151L209 153V154H211L212 153V155H211V158L210 159H212L211 161H213V162H215L214 164H217V166L215 167V171H217V174H219V175H221V173H222V176H220V177H222V178H220L219 177V175H217L216 174V172L215 171H213V172H209L208 174L211 176H209V175H202V177L200 178V181H198L199 183L200 182H204V179H205V183H206V180L208 179V180H211V184H208L207 186L208 187H205L204 188V191H202V193H204V195H206V194H209L210 192H212V191H209V190H212V188L214 187V188H216L217 186V183L221 186L222 184H223V179L225 180V175H228L229 173L226 171L227 169H226V167L228 166V165H226L227 163H231L233 166H234V162H235V164H236V168H235V166H234V169H236L235 171L239 174H237L236 172H235V174H237L238 175V178H240V177H242L241 179H244V178H246V181H249V182H244V184L243 185H245L246 187H247V185H249L246 189H248L249 190V192L248 191H245V192H243V191H241V190H239L240 188H238V190H237V188L236 189H234V191L236 192H234L233 191V194H234V196L235 197H238V195H239V197L238 198H236V200H239V203L241 204L242 203V201H243V203L246 201V206L248 207V208H250V210L251 211H253V212H251L250 211V213L248 212L249 211V209L246 207V209L248 210H246V209H244L242 212L240 211V210H242V208L241 209H239V212L238 213H240V214H238V216L239 215H241V213H242V215L240 216V218H238V220L237 221H232V223H230V225H228V226H233V224L235 225V226H237L238 227V231L236 230V228L237 227H235V226H233L232 228H234V232H239L240 233V235H244L246 232H247V234H246V236H248L249 235V237H252L251 238V241H252V244L255 246V247H257L256 245L257 244H254V243H256V239L257 238H259V237H264V160L262 161V159H264V155L262 154V151L261 150H259L258 148H260V146L259 147H256V146H258V145H260V144H262L261 146H263V144H264V110H262V109H264V97H263V99H259L260 97H259V95H258V93H259V86L261 87V88H263L264 89V85H263V83L264 82H262L261 84H260V82L261 81H259L258 79H259V77L256 79V77L257 76H254V75H252L251 73H254V72H252L253 70H252V66H254V64H252L251 65V63H253L252 61L250 62V60H253V59H259V61L262 63V65H264V59L262 60V58H264V13L262 14V12H264V4H263V2H264V0H260V1H262V3L261 2H259L258 3V10L260 9L261 10V7H262V12H260V11H257V8H255L254 10L255 11H253L251 8H249L248 6H247V3L246 2H250L251 0H246V2H245V5H246V8L244 9V12H245V10L247 9V7H248V9H249V11H248V9L246 10V12L245 13H247V12H249V13H247L246 15H247V17H245L246 15L244 14V17L246 18V20H247V18L249 17V15L248 14H250L251 16V18H253L254 20L256 19H258V21H255V23L256 24H261V25H263L262 27H261V25L259 26V27H261V28H259L256 24V27H258L259 29H257L256 28V31H255V28L254 29H251V30H253V31H251V30H247L245 33L247 34V36L245 35V38H246V40L245 39H242L243 41L245 40V42H243V41H241V43H243L244 45H245V43L246 44H248V45H245V48H246V50H248L247 52H251L252 50H255V54H256V52H257V49H260V50H258V52H257V54H259V53H261V55H258L257 56V54L255 55V56H257V57H255V56H253V57H255V58H248L249 57V55L246 57H244V58H242V62H241V67H239L238 68V66L236 65V62L230 57L228 60L227 59H225V58H228L227 56L224 58V57H222V55L224 54V52L223 51H226V52H229V50L227 49V48H229L233 43H231L230 42V44L227 46V44H226V46H225V43H227V42H222L223 43V46L226 48V49H224V47H222V46H220V44H221V42L219 41V40H217L215 43H214V41H211V40H213L211 37H213L212 36V34H211V37L210 36H208V37H210V38H207V39H209V41L212 43V44H210L209 43V45L211 46H209L208 45V42L206 43V41H207V39H205V36L203 35L202 37L200 36V32L201 31H199V33L197 34L196 32L195 33H192V34H194L193 35V37L196 35V38H201V40H206L205 41V44H203L204 42L203 41H195V40H199V39H194V38H188L189 36H191V34L190 35H188L187 36V40H188V42L191 40L192 41V45H195L196 47V51H197V54L195 53V52H193V53H189V48H187V49H185V50H183V52H185V55H186V53H187V55L186 56H188V53L192 56V57H194L195 56V58H192L190 55V58L191 59H193L192 60V63H191V59H189L188 60V57H187V59L185 58V55L183 56V55H181L182 56V58L181 59H176V60H172V58L174 57V56H171L169 59H167V61H166V59L164 60V63H163V66H166L165 64H167L168 65V68H166V69H168V70H164L163 69V66H160L162 69H163V71H164V74H163V71L160 69V71H162L161 72V74H162V81L161 82H164L165 81V83L166 84H168V82H172V84L171 85H174V83L175 82H177V83H175V87H177V88H175V91H176V89H177V91H181L182 93L181 94H177V93H169L168 91H162V93L163 92H167L166 94L164 93V94H161V96H158V94H157V98L159 99H157L156 97L154 98V99H152L151 101H152V103H151V101L150 100H148L147 99V101H148V103L150 104H148L147 103V101H146V99H144V100H141L142 98H140V97H142L140 94H142L143 93V91L144 90H147V89H149L150 88V84H151V87H152V84L153 83H156L155 82V80H151L150 78H145V77H141V76H139L138 74L139 73H135V71H134V74L132 73L131 75H130V77L129 76H127V77H124V75H121V71L122 72H127V71H129V69H128V65H127V61L126 60H119V64L121 63V65H119V67L121 66V71H120V74H119V69H118V67H115L117 70H116V75H118V76H116V80L114 81V86H115V91H111L110 89L109 90H107L106 92H104V93H101L99 90H98V88H96V86H95V80H93L92 78L95 76L94 75V73H95V71H97V68H95V67H97L98 66V63H100L99 61H98V58H97V60H96V55L93 53V49H91V48H94V46L92 45V43H88V42H94L95 40H93V39H96L97 40V45L98 44H100L101 45V43H102V45H103V47L105 46V39H101V40H99L100 38L99 37H101V36H98L97 38L95 37L94 38V35H96L97 34V32H99V31H102V29L104 30V29H106L105 27L106 26H104L103 27V25H100V26H97V25H99V23H97V21L99 20V16H102L99 12H96V11H98L99 9H102L101 10V12L103 13L105 10H107L106 11V13H107V15L108 16H110V12H111V10H110V8L108 7L109 6V1L108 0H84V2H83V0H68V1H66V0H62L63 2H61V0H45V1H43V0H40V2L38 1V0H27L28 2L30 1V2H33V1H35V2H38V3H41V4H45V3H47V6L46 7H41V8H33V7H29V6H27L26 5V2L27 1H25V0ZM23 1V2H22ZM25 1V2H24ZM48 1V2H47ZM77 1V2H76ZM81 1V2H80ZM87 1V7H89V8H91L92 9V11L89 9V8H87L86 6H85V2ZM94 1V3H92ZM97 1H98V5H97ZM127 1V2H126ZM126 1H123L122 0V2L123 3H121V4H127L128 3V5H126V7L127 8H130L128 11H133V10H135V8L137 7H139V5H137L136 4V0H135V2H134V0H126ZM131 1V3L129 4V2ZM178 1V0H177ZM259 0H257V2H258ZM43 2V3H42ZM51 2V3H50ZM53 2V3H52ZM56 2H57V4H56ZM75 2V3H74ZM83 2V3H82ZM88 2H89V4H88ZM25 3V4H24ZM69 3V5H67L68 6V8H66L67 6H66V4H68ZM53 4V5H52ZM56 4V5H55ZM62 4L63 5V7L62 6H60V5ZM65 4V5H64ZM82 4V8L80 7V5ZM160 3L159 2H154V3H152V7L155 5V6H157V5H159ZM90 5V6H89ZM135 6L134 8L132 7V9H131V7L130 6ZM137 5V6H136ZM263 5V6H262ZM50 6V7H49ZM66 6V7H65ZM76 6V7H75ZM86 8H85V7ZM99 6V7H98ZM119 6V5H118ZM166 6H168L167 4H166ZM260 6V7H259ZM47 7H49V8H47ZM61 7V8H60ZM73 7H75V8H73L74 10L73 11H71V9ZM105 7H107V9L105 8ZM66 9V11H65V14H66V12L68 11H70V14H71V17L70 18H72V20L73 19H79V21H76V20H74V25H76V23H79V22H81L80 20H82V21H84L85 22V20H87L88 21V23L86 22V25H88L89 24V26H88V28H87V26H86V31H84L85 32V35L87 34V35H89L90 33H92V32H94L93 33V35H92V39L91 38H87V35L86 36H84V37H86V38H84L85 39V42L83 43V44H85L86 42V44L88 45V46H90V45H92V46H90V50H89V52H90V54H92L91 55V57L94 59H90V61L92 62H90L89 60H88V63H86L87 61V59L89 58V56H88V58L86 59V57H84V55H82V52H80L82 49H81V47L83 46V47H86V45H81L82 43H80V42H78V41H80L79 40V36H73V35H68L69 34V29H68V33H67V31H65L64 32V30H67L66 29V26H67V24L69 23V22H67L66 21V19L65 20H63V19H59L58 17H56L55 19L54 18H52L53 17V13L56 11V12H59V11H63V12H59V14H61V15H64V10ZM69 8H70V10H69ZM77 8V9H76ZM83 8H85L84 10H83ZM99 8V9H98ZM104 8V9H103ZM109 8V9H108ZM154 8V7H153ZM169 7H166L165 9H164V13H171L172 15H173V13H174V11H170L169 9H168ZM210 8H212V7H210ZM43 9V10H42ZM56 9V10H55ZM75 9H76V12H75ZM80 9V10H79ZM82 9V10H81ZM86 9H88V10H86ZM95 9V10H94ZM139 9V8H138ZM54 10V11H53ZM57 10H59V11H57ZM85 10L87 11V12H89V10H90V14L89 13H87V12H85ZM94 10V11H93ZM167 10H169V11H167ZM250 10H251V13H250ZM47 11V12H46ZM84 11V12H83ZM140 11V10H139ZM137 9H136V11H134V12H132L131 13V15L129 14V13H127L126 14V19H127V22H129L130 20L129 19H134L135 17V14H137L138 12H139ZM43 12V14H41ZM49 12V13H48ZM51 12H53V13H51ZM75 12V13H74ZM109 12V13H108ZM151 12V11H150ZM150 12H147V15H146V18H145V20L146 19H148V14L149 15H151V13ZM257 12V13H256ZM81 13V14H80ZM83 13H85L84 15H83ZM52 14V15H51ZM98 14H100V15H98ZM252 14H256L255 16H252ZM17 15H33L35 18H37L36 19V25H37V23H41V25H42V28H40L39 29V27L38 28H35V31H38V32H35V31H32L31 32V34H28V32H27V30L26 29H24L25 27L23 26V22H17V21H15V18H16V16ZM39 15H40V17H39ZM51 15V16H50ZM171 15V16H172ZM259 16L260 15V17H256V16ZM79 17V18H77V17ZM86 16H90L91 18H88V17H85ZM103 16H104V14H103ZM188 16V15H187ZM187 16H186V18H187ZM49 19H48V18ZM99 17V18H98ZM132 17H134V18H132ZM189 17V16H188ZM198 17H199V15H198ZM243 17V18H244ZM250 17L248 18L249 19V24L252 22H254L253 21V19H251L252 21H250ZM255 17V18H254ZM47 18V19H46ZM98 18V19H97ZM170 18H172V17H169V19ZM243 18H241L239 21H241V24H244L245 23V19H243ZM96 19V20H95ZM173 19V18H172ZM175 19V18H174ZM188 20H189V18H187ZM46 20V21H45ZM51 20V21H50ZM91 20V21H90ZM188 20H186V21H188ZM199 20H202V19H200V17H199V19L197 20V21H199ZM245 20V21H244ZM263 20V21H262ZM40 21V22H39ZM43 21V22H42ZM244 21V22H243ZM259 21H261V22H259ZM96 22V25H95V27H94V23ZM167 22H170V20L169 21H167ZM172 23H173V21H171ZM168 23L171 27H174V25H172V23ZM176 22L178 23V20H176ZM175 22V23H176ZM243 22V23H242ZM246 22H248V21H246ZM57 23V24H56ZM92 23V24H91ZM185 23V22H184ZM184 23H182V24H184ZM51 24V25H50ZM166 25L168 28L170 27L169 25ZM182 24H179L178 26L180 27V26H182V28L180 27H177V24L175 25V27H176V30H178V32H181V31H184V29H185V31L187 32V28H189L188 26V22H186L184 25H182ZM246 24V23H245ZM36 25H35V27H36ZM69 25V27L71 28L72 27V25L69 23L68 24ZM92 25V26H91ZM135 25H137V24H135ZM254 25V26H255ZM91 26V27H90ZM90 27V28H89ZM174 27V28H175ZM187 27V28H186ZM195 27V26H194ZM178 28V29H177ZM193 27H191V29H192ZM263 28V29H262ZM97 29H100V30H98L97 31ZM113 29V31L112 32H116L115 30H116V28H112ZM115 29V30H114ZM183 29V30H182ZM194 29H196V27L194 28ZM262 29V30H261ZM43 30V31H42ZM61 30V32H59ZM93 30V31H92ZM95 30L97 31L96 33H95ZM129 30V29H128ZM128 30H126L127 32H129L130 33V30L128 31ZM138 30H140V28H138ZM188 30H190V29H188ZM43 32V34L41 35V33L40 32ZM92 31V32H91ZM122 31V30H121ZM121 31H118L117 30V32H121ZM185 31H184V33H185ZM259 31H262V32H259ZM62 33V35L63 36H66V37H61V35H59V33ZM137 32V31H136ZM139 33H140V31H138ZM137 32V33H138ZM250 32H253L254 33V35L252 34V33H250ZM40 35H38V34ZM57 33V35L58 36H60L61 38H59L58 39V41L56 42V39H57V35H55ZM64 33V34H63ZM74 33V32H73ZM138 33V34H139ZM259 34L258 36H257V34ZM260 33H261V35H260ZM67 34V35H66ZM131 34V33H130ZM130 34H128L127 36L129 37V35ZM137 34V36H139ZM201 35H202V33H201ZM249 35V36H248ZM29 36H30V38H29ZM42 36V37H41ZM118 36H120V34L118 35ZM133 36V34H131V36L130 37H132ZM197 36H199V37H197ZM251 36H252V38L254 37L255 39H252L251 38ZM4 37V38H3ZM204 37V38H203ZM76 38V39H75ZM136 39L138 38V37H135ZM151 38V37H150ZM203 38V39H202ZM2 39H4V40H2ZM42 39V40H41ZM63 39V40H62ZM88 41H87V40ZM90 39V40H89ZM128 40H129V38H127ZM139 39V38H138ZM247 39H249V40H247ZM259 39V40H258ZM261 39V40H260ZM9 40V41H8ZM45 40V41H44ZM62 40V41H61ZM104 40V41H103ZM148 40H149V37H148ZM146 40V43H152V41L151 40ZM194 40V41H193ZM256 40V41H255ZM4 41V42H3ZM7 41V42H6ZM47 41V42H46ZM77 42L78 44H79V46H78V44L77 43H75V42ZM99 41V42H98ZM177 41V42H176ZM191 41H190V43H191ZM220 43H219V42ZM247 41V42H246ZM252 41H254L255 43H253ZM258 41V42H257ZM260 41V42H259ZM44 42V43H43ZM63 42V43H62ZM72 42V43H71ZM171 42V41H170ZM175 42L176 43H174V41H172L171 43H170V47L168 48L167 46H165V45H160V43H158V45H151L152 46V48L148 45V46H146L145 47V50L147 51V53H148V55H146V60L149 62V66L151 67H154V69H156V68H158V65H157V63H155V61H156V59L158 60V59H161V58H163V56H158L157 54H155L156 52L157 53H159V51L160 52H162V51H165L166 49H167V51H165V52H162V53H165V54H167V52H168V49L170 50V49H175L174 50V52L172 51V54H175V52H177V51H179V49L181 48L180 47V45H179V43H180V41H178V40H175ZM184 42H186V41H184ZM195 42H197V43H200L199 44V47H198V44L197 43H195ZM252 42V43H251ZM40 43V44H39ZM51 43H53V42H51ZM77 44V45H75V46H73L74 44ZM7 44V45H6ZM15 45V46H12V45ZM21 44V45H20ZM23 44V45H22ZM25 44V45H24ZM186 44V43H185ZM184 44V45H185ZM203 45V46H205V47H203L202 46V49H203V52H204V54L205 55H200L199 56V50H202L201 49V47H200V45ZM239 44V43H238ZM251 44V45H250ZM252 44H254V45H256V44H261V46H259V48H257L258 47V45H256L255 47H254V45H252ZM4 45V46H3ZM41 46V47H44L43 48V50L44 49H46L45 48V46ZM172 45V46H171ZM174 45V46H173ZM179 45V46H178ZM182 45V44H181ZM208 45V46H207ZM222 45V44H221ZM1 46H3V47H1ZM7 46V47H6ZM34 46V47H33ZM78 46V47H77ZM81 46V47H80ZM157 46H158V48L161 46V48L162 49H165V50H162L161 48H159V50H158V48H157ZM163 46V47H162ZM176 46V47H175ZM186 46H188V44H186L185 45V47ZM214 46H215V48H214ZM218 48H217V47ZM249 46H251V47H249ZM166 47V48H165ZM171 47H173V48H171ZM175 47V48H174ZM177 47H179V49L177 48ZM221 47L223 48V50L221 49ZM248 47V48H247ZM253 47V48H252ZM151 50V53H149V49ZM182 48H183V46H182ZM212 49V50H210V49ZM17 49H15V50H17ZM108 49V48H107ZM154 49H156V50H158V51H156V50H154ZM161 49V50H160ZM178 49V50H177ZM206 51H205V50ZM213 49H215V50H213ZM217 49H219V50H217ZM250 49H252L251 51H250ZM42 50V49H41ZM51 50H48V51H46V53H44V56L46 55L48 58L47 59H49V58H52V56L54 55V53L52 54V51ZM77 50V51H76ZM228 50V51H227ZM3 51V52H2ZM49 51H51V53H49L48 54V52ZM187 51V52H186ZM211 51H213V52H215L212 56H211ZM223 52V54H222V52ZM232 51V50H231ZM54 52V51H53ZM182 52V53H183ZM202 52V53H203ZM217 52V53H216ZM254 52V51H253ZM9 53V52H8ZM197 55V58H199V57H201V58H199V59H197L196 58V55ZM199 53V54H198ZM57 54V53H56ZM69 54V55H68ZM71 54V55H70ZM81 54V55H80ZM111 54V52L109 53V55ZM156 57V59H155V57L153 56V55ZM161 54V53H160ZM184 54V53H183ZM217 54V55H216ZM230 54V53H229ZM51 57H50V56ZM95 57H94V56ZM162 55V54H161ZM55 56V55H54ZM151 56V57H150ZM5 57V58H4ZM97 57H99V56H97ZM110 57H112V56H110ZM158 57H160V58H158ZM8 58V59H9ZM63 58V59H62ZM65 58V59H64ZM218 58V59H217ZM41 59H44V58H41ZM40 59V60H41ZM46 59V60H47ZM52 59H54V57L52 58ZM149 59H150V61H149ZM154 59V60H153ZM175 59V58H174ZM183 59H186V61L185 62H183ZM194 59H196V60H194ZM71 60V61H70ZM162 60V59H161ZM160 60V61H161ZM162 60V61H163ZM168 60H170V61H172V62H170V61H168ZM51 61V60H50ZM50 61L48 60V63H50ZM58 61H60V62H58ZM94 61V62H93ZM137 61H138V63H140L139 64V66L141 65V62L137 59ZM144 61V60H143ZM176 61H177V63L180 61L181 63H182V66H185V65H187L186 67L188 68V73L190 74V72H191V76L192 77H190V76H187L188 77V79H187V77H184V79L183 78H180L181 80H177L178 78L176 77V75H175V73H173V72H175V69H174V67L176 66ZM189 61V62H188ZM194 61V62H193ZM204 61V62H203ZM246 61V62H245ZM254 61V60H253ZM256 61V60H255ZM258 61V60H257ZM52 62V61H51ZM127 62V63H126ZM151 62H153V63H151ZM175 62V63H174ZM179 62V63H180ZM211 62V63H210ZM234 64H233V63ZM244 62H245V64H244ZM95 63V64H94ZM123 63V64H122ZM137 63V64H138ZM169 63H173V66H174V64H175V66L173 67L172 66V68L174 69V71H173V69L170 67L171 66V64L169 65ZM178 63V64H179ZM180 63V64H181ZM187 63V64H186ZM212 63L214 64V63H216L215 65H216V68H215V66L214 65H212ZM101 64V63H100ZM125 64V65H124ZM137 64L135 63V65H134V67H139V66H137ZM151 64V65H150ZM177 64V65H178ZM179 64V65H180ZM189 64V65H188ZM202 64H204V65H206V67L204 66V65H202ZM91 65V66H90ZM97 65V66H96ZM127 65V66H126ZM155 65V66H154ZM202 65V66H201ZM247 65V66H246ZM251 65V66H250ZM3 66V67H2ZM102 66V65H101ZM195 66H198V67H200L201 66V68H202V70H201V72L202 73H197V72H195V71H189V70H191V68L192 67H195ZM237 68H235V67ZM249 66V67H248ZM58 67H61V69L60 68H58ZM72 67H74V68H72ZM205 67V68H204ZM229 67H230V69H229ZM233 67V68H232ZM264 67V66H263ZM65 68V69H64ZM126 68V69H125ZM165 68V67H164ZM211 68V69H210ZM214 68V69H213ZM232 68V69H231ZM235 68V69H234ZM243 68V69H242ZM248 68V69H247ZM251 68V69H250ZM71 69V70H70ZM76 69V70H75ZM208 69H210V70H208ZM212 69H213V71H212ZM227 69H228V72L230 73H227ZM60 70H62V71H60ZM169 70L170 71H172V72H169ZM208 70V71H207ZM215 70V71H214ZM233 70H238L239 71V74H240V76L242 77V83H240L239 84V89L237 90V92H233V94H231V95H229L228 93H226V91L228 92V89H226L224 86H225V84L223 83V76L225 75V74H229L230 76L233 74V72L232 71ZM252 70V71H251ZM75 71V72H74ZM166 71H167V73H166ZM209 72V73H207V72ZM224 72V73H221V72ZM237 71V72H238ZM242 71V72H241ZM3 72V73H2ZM64 72V73H63ZM66 72V73H65ZM130 72V71H129ZM206 72V73H205ZM214 72V73H213ZM226 72V73H225ZM61 73V77L59 76V74ZM165 73H166V75H165ZM170 73V74H169ZM171 73H172V75L175 77H172V75H171ZM194 73V75H192ZM197 73V74H196ZM204 73V74H203ZM252 75V77L250 76V74ZM65 74V75H64ZM70 74V76H71V78H70V76H66V75H69ZM199 74V76H197ZM202 74V75H201ZM210 74H212V80H210L211 82H209V85H208V87H206V90H204L203 91V93L201 92L202 91V86H204L205 85V79H207V77H205V76H209ZM222 74V75H221ZM94 75V76H93ZM164 75V76H163ZM227 75H225V77L227 76ZM243 75V76H242ZM170 76V78H172V80L170 79L169 80V78H167V77H169ZM218 76H220V77H218ZM250 76V77H249ZM255 78H254V77ZM65 77H66V79H68V78H70V80H66L65 79ZM68 77V78H67ZM190 77V78H189ZM203 77H204V80H203ZM232 77V76H231ZM1 78H0V81H1ZM61 78V79H60ZM73 78V79H72ZM125 78H126V80H125ZM192 78V79H191ZM198 78V79H197ZM217 78L218 80H217V82H216V80L215 79ZM117 79L120 81H117ZM164 79V80H163ZM166 79V80H165ZM194 79V81H192ZM244 79V80H243ZM262 79V81H264V78L262 77L261 78ZM260 79V80H261ZM64 80H66L65 82H64ZM126 82H125V81ZM175 82H174V81ZM185 80V81H184ZM221 80H222V82H221ZM255 80V81H254ZM257 80V81H256ZM17 81H19L20 83H21V85H22V83H23V85H27V84H29V81H24V80H17ZM67 81H70V82H67ZM106 81V80H105ZM154 81V82H153ZM244 81V82H243ZM253 81H254V83H253ZM50 82V81H49ZM158 82V86H161V84H159V82L160 81H157ZM180 82H182V83H180ZM185 82V83H184ZM194 82V83H193ZM216 82V83H215ZM258 83V87H257V89H256V87L254 88L253 86H255L257 83ZM19 83V84H20ZM25 83V84H24ZM64 83V84H63ZM66 83H69V86H67V85H65ZM117 83V84H116ZM204 83V84H203ZM107 84H109V81H108V83ZM149 84V85H148ZM169 84V85H170ZM182 86H181V85ZM241 84H245V85H241ZM255 84V85H254ZM11 85V86H10ZM124 85H125V87H124ZM171 85L169 86V88L171 87ZM176 85H178V86H176ZM263 85V86H262ZM29 87H30V85H28ZM149 86V88H147ZM184 89H182L181 87ZM184 86H186V87H184ZM221 86V87H220ZM242 86V87H241ZM69 87V88H68ZM121 87V88H120ZM145 87H146V89H145ZM240 87H241V89H240ZM28 88V87H27ZM122 88H127L126 89V91L128 92L129 91V94H128V97L126 98L127 99V101H128V103H127V105H126V107L124 108L123 106H124V103H122V99H120V94H119V92L121 91V89ZM205 88V87H204ZM252 88V89H251ZM12 89V90H11ZM69 89V90H68ZM178 89H180V90H178ZM245 89V91L247 92H245L244 91V93L246 94H244L243 93V90ZM253 89H255L253 92H252V90ZM138 90H140V91H138ZM143 90V91H142ZM11 91V92H10ZM25 91V90H24ZM138 91V92H137ZM142 91V92H141ZM174 91V92H175ZM212 91H214V92H212ZM76 92V93H75ZM145 92V91H144ZM185 92V93H184ZM140 93V94H139ZM211 93H213L212 95H211ZM219 93V94H218ZM228 96H226L225 94ZM240 93V94H239ZM65 94V95H64ZM75 94V95H74ZM94 94V95H93ZM106 94V95H105ZM139 94V97L137 96V95ZM144 94V93H143ZM169 94V95H168ZM187 94H188V96L189 95H191L193 98H191V97H188L187 96ZM217 96H216V95ZM224 95V98H229V99H227V101H228V103H227V107L226 106H224V107H221V106H219V104L217 103L218 101H219V97H221V98H223V96H219V95ZM11 95V96H10ZM23 95V94H22ZM61 95V96H60ZM245 95V96H244ZM258 95V96H257ZM10 96V97H9ZM75 96H78V97H80L81 99H82V101L83 102H81V103H79V102H75V101H73V100H75L77 97H75ZM112 98H111V97ZM195 96V97H194ZM196 96H198V97H201V98H203V100H201V99H199L198 97H196ZM212 96V97H211ZM230 96V97H229ZM58 97H60V98H58ZM93 97H96V99L98 98L99 99V101H98V103H97V100H95V99H93ZM138 97V98H137ZM165 99H163V98ZM166 97H167V99H166ZM211 97V98H210ZM215 97H217V99L215 98ZM89 98V99H88ZM121 98H122V96H121ZM176 98H180L181 100H183V98H184V105H185V107L188 105H186V102H188L189 104H193L194 103V105H189V106H187V107H189L188 109H187V107L186 108H184V105L182 106L181 104V106L186 110H184V109H182L181 107H180V105H179V107H178V99H176ZM210 98V99H209ZM215 98V99H214ZM245 100H244V99ZM108 99V100H107ZM174 99H176L177 101H176V104L175 103H173L172 101L174 100ZM179 99V100H180ZM192 99V100H191ZM193 99H195L196 101H197V99H198V101H199V103H198V101L196 102L195 100V102H193ZM206 99V100H205ZM258 99H259V101H258ZM11 100V101H10ZM72 100V101H71ZM105 100V101H104ZM138 100H140L141 101V103L139 104V102H138ZM161 100H163V101H161ZM169 100H172V101H170V102H168ZM190 100L192 101V102H190ZM216 100H218V101H216ZM242 101L241 103H239V101ZM244 100V101H243ZM51 101H53L52 102V104H51ZM71 101V102H70ZM109 103H108V102ZM143 101H146V102H144V103H147V104H145L144 105V103L142 104V102ZM160 101V102H159ZM210 101H212V102H210ZM19 102V103H18ZM125 102V101H124ZM162 102V103H161ZM166 102V103H165ZM169 104H168V103ZM175 102V101H174ZM49 103V104H48ZM79 103V104H78ZM106 103V104H105ZM112 103V104H111ZM137 103L139 104V105H137ZM158 103V104H157ZM181 103V102H180ZM196 103V104H195ZM202 103H204V104H202ZM215 103H217L218 104V106L217 105H215ZM42 104H44V105H42ZM64 104V105H63ZM102 104V105H101ZM168 104V105H167ZM200 104H202V105H200ZM104 105H106V106H104ZM144 105V108H143V110H142V108L141 107H138V106H143ZM149 105V106H148ZM155 105H157V106H155ZM159 105H161V107L159 106ZM168 107H167V106ZM197 105V106H196ZM206 105V106H205ZM111 106H113V107H111ZM148 106V107H147ZM155 107V108H151V107ZM177 106V107H176ZM201 106V107H200ZM204 106L207 108H204ZM208 106L210 107V108H208ZM212 106V107H211ZM39 107V108H38ZM193 107H195V109L193 108ZM215 107V108H214ZM257 107V108H256ZM41 108V109H40ZM62 108V109H61ZM137 108V109H136ZM146 108V109H145ZM147 108H149L148 110H147ZM193 108V109H192ZM197 108V109H196ZM217 108V109H216ZM252 108V109H251ZM255 108V109H254ZM109 109V110H108ZM153 109V110H152ZM189 109H191V111H189V113H188V110ZM214 109V110H213ZM46 110H47V108H46ZM52 109L50 108V110L49 111H51ZM71 110V111H70ZM73 110V111H72ZM108 110V111H107ZM141 110H142V112H141ZM145 110V111H144ZM156 110V111H155ZM182 110V111H181ZM195 110H196V114H195ZM205 112H204V111ZM218 110V111H217ZM257 110V111H256ZM143 111L145 112V113H143ZM156 113H155V112ZM168 111H171V112H168ZM200 111V112H199ZM207 111L210 113V114H212L211 116H210V119H206L207 117L209 118V115H207V114H209V113H207ZM211 111V112H210ZM215 111V112H214ZM256 111V112H255ZM55 112H57V110L56 111H54V113ZM76 112H79V113H77L76 114ZM106 112V113H105ZM142 114H141V113ZM152 112V113H151ZM164 112V113H163ZM183 112V113H182ZM193 114V115H195L196 117H193V115L191 114V113ZM202 112H203V114H202ZM220 112V113H219ZM258 112V113H257ZM263 112V113H262ZM31 114L30 115V118L29 119H27L26 117L28 116V114ZM86 113V114H85ZM89 113H91L90 115H91V117H90V115H88ZM105 113V114H104ZM111 113V114H110ZM168 113V115H166ZM198 113H201V114H198ZM204 113H206V114H204ZM2 113H0V129L2 130H5L6 129V126H5V121L2 119V115H1ZM113 114V115H112ZM154 114V115H153ZM155 114H156V116H155ZM172 114V115H171ZM181 114V115H180ZM187 114H190L191 115V118H190V116L189 115H187ZM221 114V115H220ZM258 114V115H257ZM260 114V115H259ZM263 114V115H262ZM15 115V114H14ZM13 115V116H14ZM88 115V116H87ZM107 115V117H105ZM164 115V117H165V119H164V117L162 118V116ZM182 115H184V116H182ZM185 115H187V117L186 118H188L187 120H185ZM200 117H199V116ZM202 115V116H201ZM203 115H206L205 117L203 116ZM215 117H214V116ZM20 116V117H19ZM155 116V117H154ZM158 116L159 117H161V119H163V120H165L164 122H162L163 120H161L160 118H159V120H157L156 119V117L158 118ZM198 116V117H197ZM218 118H217V117ZM259 116H261V117H263L262 119H261V117H259ZM25 117V118H24ZM87 117V118H86ZM89 117V118H88ZM154 117V119L155 120H157L158 122H156V127H154V125H153V123L155 122V120H153L152 118ZM169 117V118H168ZM201 117H203L202 119L204 120V118L206 119V122L205 121H203L202 119H201ZM211 117H213V119L211 118ZM246 117V118H245ZM105 118H106V120H105ZM180 118V119H179ZM195 118H196V120H197V122H196V124L197 123H199L201 120L203 121H201V123H199V124H197V128L198 129H200V127H201V133H197V132H199V130L197 129H195L196 127H195V125H193V124H195V123H193L192 124V122H195L196 120H195ZM227 118V119H226ZM24 119V120H23ZM108 119V120H107ZM190 119L192 120V122H190V124H192V127H191V125H188V121H190ZM199 119H200V121H199ZM212 119V120H211ZM222 119V120H221ZM23 120V121H22ZM171 120V121H170ZM173 120H174V122H173ZM180 120V121H179ZM187 121L186 122V126L185 127H183L185 124V121L182 123V121ZM195 120V121H194ZM217 120V121H216ZM246 120V121H245ZM257 120H259V121H257ZM207 121H209V122H207ZM210 121H212L211 122V124H213V126L211 125V124H209L210 123ZM216 121V122H215ZM225 121V122H224ZM229 121V122H228ZM263 121V122H262ZM153 122V123H152ZM181 122V123H180ZM228 122V123H227ZM242 122V123H241ZM258 122V125H256L255 123H257ZM160 123H165L164 125L166 126H163V124H161V127H163L164 129H162L161 128V130H160V128L158 129V127L160 126L159 124ZM167 123V124H166ZM183 124V125H180V124ZM204 123V124H203ZM206 123H207V126L206 127H204L205 125H206ZM218 123V124H217ZM222 123V124H221ZM226 123V124H225ZM260 123V124H259ZM158 124V125H157ZM200 124H202L201 126H200ZM210 125V127H209V125ZM223 124H225V125H223ZM229 124V125H228ZM232 124V126H230ZM233 124H234V126H233ZM255 124V126H252V125H254ZM3 127H2V126ZM177 125H180L181 126V128L183 127V128H185L186 129V127H188L189 126V129H190V131H189V129L187 130V132H186V130H182L181 128H180V131L178 130V128L179 127H177ZM216 127H215V126ZM221 127H220V126ZM246 125V126H245ZM17 126V125H16ZM194 126V127H193ZM198 126H200V127H198ZM202 126L205 128V129H203L202 128ZM227 126H229V127H227ZM237 126V127H236ZM245 126V127H244ZM231 127H234V128H231ZM148 130H147V129ZM152 128H154V129H156L155 130V132L156 133H154V132H152L153 131V129ZM177 128V129H176ZM208 128H211V129H208ZM221 128V129H220ZM250 128H251V130H250ZM152 129V130H151ZM175 129V130H174ZM194 129V130H193ZM207 129V130H206ZM214 129V131H212ZM219 132H217L216 130ZM231 129V130H230ZM237 131H236V130ZM244 129V130H243ZM256 129V130H255ZM2 130V131H3ZM205 130V131H204ZM221 130H223L224 131V133H222L223 131H221ZM234 130V131H233ZM242 130V131H241ZM20 132H22V130H19ZM145 131V132H144ZM169 131H171V132H169ZM176 133H175V132ZM179 131V132H178ZM182 131V132H181ZM189 131V132H188ZM195 131H196V133H195ZM203 131V132H202ZM208 131H210L211 133H209ZM229 131V132H228ZM243 131H245V132H243ZM250 131V132H249ZM142 132V133H141ZM194 132V133H193ZM207 132V133H206ZM235 132V133H234ZM5 133V132H4ZM80 134V137H79V139L77 140L76 139V137L74 138V140H71V139H66V137L68 136V137H71V136H76V134ZM145 133H146V135H145ZM152 133H153V135H155L154 136V138L151 136L152 135ZM159 133V134H160ZM203 133V134H202ZM204 133H205V136H204ZM214 133V134H213ZM228 133V134H227ZM234 133V134H233ZM251 133V134H250ZM22 134V133H21ZM138 134V135H137ZM146 136H144V135ZM175 134V135H174ZM199 134H201L202 136H204V137H202V136H199ZM207 134H209V136H212L213 138H215L216 136V138L218 139V140H216V138H215V141H216V143H213L214 141H212L211 139H210V137H208L207 136ZM211 134H213V135H211ZM219 134V135H218ZM225 134V135H224ZM230 134V135H229ZM233 134V135H232ZM254 136H253V135ZM194 135V136H193ZM144 136V138H142ZM149 136V137H148ZM184 136H186V138L184 137ZM207 136V137H206ZM215 136V137H214ZM219 136V137H218ZM255 136H257V137H255ZM3 137V135L1 136L0 135V144L4 141V139L2 138ZM133 137H135L134 138V140H133ZM150 137L152 138V139H150ZM174 137H173V139H174ZM228 137V138H227ZM137 138V139H136ZM140 138V140H138ZM142 138V139H141ZM148 138L150 139V140H148ZM158 140H157V139ZM161 138V139H160ZM176 138V140H177V138H178V136L177 137H175ZM195 138H197L196 140L198 141L197 142V144L195 143L196 141L194 140ZM202 138V139H201ZM208 138V139H207ZM222 138V139H221ZM263 138V139H262ZM3 139V140H2ZM16 137H15V139L13 140V142H12V144H11V148H12V150L14 149L15 151L17 150V145H18V143H20V141H16ZM159 139H160V141H159ZM172 139V138H171ZM220 139V140H219ZM136 140V141H135ZM143 140V141H142ZM145 140V141H144ZM152 140V141H151ZM156 140V141H155ZM175 140V139H174ZM190 140V141H189ZM205 140V139H204ZM53 141V142H52ZM57 141V142H56ZM147 141V142H146ZM173 141V140H172ZM195 141V142H194ZM200 141V142H199ZM219 143H218V142ZM221 141H223V142H221ZM262 141V142H261ZM15 142V143H14ZM69 142V143H68ZM136 142V143H135ZM141 142H142V144H141ZM153 142V143H152ZM50 143V144H49ZM124 143V144H123ZM145 143V144H144ZM158 143L161 145H159V148L158 149H156L157 147H155V146H157L158 145ZM191 144L194 148H195V145L194 144ZM221 143V144H220ZM224 143V144H223ZM233 143V144H232ZM53 144V145H52ZM60 144V145H59ZM136 144V145H135ZM140 144H141V146H140ZM146 144H148V145H146ZM151 144V146H149ZM217 144V146H215ZM223 144V145H222ZM231 144V145H230ZM255 144V145H254ZM258 144V145H257ZM55 145V146H54ZM77 145V146H76ZM154 145V146H153ZM218 145H220L221 147L219 148V146ZM13 146V147H12ZM68 146H72L73 148H68ZM146 146V147H145ZM164 146V147H163ZM174 146H176V145H173L172 146V148L174 147ZM16 149H15V148ZM53 147V148H52ZM150 147V148H149ZM154 147H155V150L156 151H154V150H152V149H154ZM166 147V148H165ZM235 147H237V148H235ZM250 147H252L253 148V150H254V152L252 151V149L250 148ZM57 148H58V150H57ZM144 148V149H143ZM148 148H149V150H148ZM168 148H169V146H168ZM171 148V147H170ZM218 148L219 149H221V150H219L220 152H218ZM240 150H239V149ZM257 148V149H256ZM61 149V150H60ZM235 151H234V150ZM258 151H256V150ZM13 150V151H14ZM25 150H27V149H25ZM56 150L57 151H59L58 153H59V155L57 156V158L55 157V152H56ZM125 150V151H124ZM143 150V151H142ZM146 150V151H145ZM238 150V151H237ZM216 151V152H215ZM232 151H234V152H232ZM239 151L241 152V153H239ZM244 151V152H243ZM247 151H248V154L250 155V153H251V155L248 157V154H245V153H247ZM21 153H19V154H22V153H24V151L22 152V151H20ZM123 152V153H122ZM145 152V153H144ZM152 152V153H151ZM153 152L155 153V155L153 154ZM238 152V153H237ZM260 152V153H259ZM213 153H215L214 155H213ZM217 153H218V155H217ZM230 153V154H229ZM231 153H235V154H232L233 156H234V158H235V160L233 161V160H231L232 158H233V156L231 155ZM257 156V157H260L261 156V158L259 159V160H257L256 158H255V155ZM126 154H128V155H126ZM7 157H9L10 156V154L8 153V154H5ZM23 155V154H22ZM63 155V156H62ZM123 155V156H122ZM134 155V156H133ZM228 155H231V156H228ZM243 155V156H242ZM124 156H125V158H124ZM133 158H131V157ZM139 156H142L141 158V160H140V157ZM217 156V157H216ZM237 156V157H236ZM239 156V157H238ZM252 156V157H251ZM4 157V155H2V153H0V158H3ZM147 157V158H146ZM149 157H153V158H150V159H148ZM210 157V156H209ZM247 157V158H246ZM250 157H251V160H250ZM118 158V159H117ZM130 158L132 159V160H134V161H132V160H130ZM137 158V159H136ZM168 158H170V157H166L165 156V158H163V160H165L166 162L167 161H170L171 159H168ZM231 158V159H230ZM254 158V159H253ZM46 159V160H47ZM56 159V160H55ZM124 159V160H123ZM125 159H126V162L128 163V165H127V163L125 162ZM128 159V160H127ZM168 159V160H167ZM247 159H249V160H247ZM253 159V160H252ZM257 160V162H256V160ZM121 160H122V162L123 163H121ZM216 160L218 161V162H216ZM230 161V162H228V161ZM238 160V161H237ZM104 161V162H103ZM152 161H153V163H152ZM155 161V162H154ZM227 161V162H226ZM240 161V162H239ZM254 162V164L252 163L251 164V162ZM259 161H261L259 164H258V167H257V163L259 162ZM118 162V163H117ZM144 162H146V163H144ZM223 162L225 163V164H223ZM241 162H244L245 163V165H246V167H247V169L245 168V170L244 171H247V173L245 172L244 173V171L242 170V168H241V166L243 165V164H241L240 166H239V163H241ZM247 162V163H246ZM249 162H250V164H249ZM17 163H19V162H17ZM105 163V164H104ZM111 163V164H110ZM122 165H121V164ZM135 163V164H134ZM148 163V164H147ZM151 163V164H150ZM221 163H222V165H221ZM256 163V164H255ZM72 164V165H71ZM104 164V165H103ZM107 164V165H106ZM118 164V166H119V168H117V166L116 165ZM133 165V166H131V165ZM137 164H140V165H137ZM218 164H219V166H218ZM238 164V165H237ZM63 165H65V166H63ZM68 165V166H67ZM109 165V166H108ZM123 165H125V166H123ZM221 165V166H220ZM223 165H226L225 167H223ZM255 165V166H254ZM70 166V167H69ZM114 166V167H113ZM20 167V166H19ZM120 167H123V168H120ZM135 168L136 170L138 169V171H136L135 169V171H133L132 170V168ZM223 168V170L224 171H226L225 173L224 172H222V171H220L222 168ZM261 167V168H260ZM114 168V169H113ZM118 170H117V169ZM125 168V169H124ZM148 168V169H147ZM221 168V169H220ZM43 169V166H42V162H40L39 164H38V166H37V168L36 169H30V170H28V171H26L25 170V172L23 171V173H22V171L21 170H19V171H15L14 172V174H10V173H8L7 171H6V174L4 175V176H2V177H4L3 179H2V182H4V184L6 185H4V184H2V182H1V180H0V183L3 185V186H5V189L4 190H2V192L0 193V197L2 196V195H4V196H6V195H8V197H11L10 195H12V191H17L18 190V188L20 187V186H25L26 184H30V185H32L33 183H34V181L36 180H39V179H42V181L44 180V181H46V182H49L50 181V178H49V176H47V175H44V176H42L39 172H40V170H42ZM124 169V170H123ZM128 169V170H127ZM132 171H131V170ZM152 169H154V170H152ZM256 169H257V171H256ZM261 169V170H260ZM5 171V170H7V165H0V176H1V171ZM126 170H127V172H126ZM179 170H181V169H179ZM3 171V172H4ZM121 171H122V173H121ZM129 171V172H128ZM261 171H262V173H261ZM125 172V173H124ZM132 172V173H131ZM89 173V172H88ZM108 173V172H107ZM120 173V174H119ZM212 173H214L213 175H211ZM242 175H241V174ZM248 173L252 176V179H254V184H253V182H252V179H250V175H248ZM255 173H256V175H255ZM10 174V175H9ZM106 174V173H105ZM125 174V175H124ZM224 174V175H223ZM243 174H244V178H243ZM245 174H246V176H245ZM261 174V175H260ZM14 175V176H13ZM122 177H121V176ZM216 175H217V177H216ZM241 175V176H240ZM126 176H127V178H126ZM199 177H200V175H198ZM203 176H204V178H203ZM206 176H208V177H206ZM224 176V177H223ZM261 176H263V177H261ZM2 177H0V179L2 178ZM12 177V178H11ZM206 177V178H205ZM213 177L215 178H218L217 180H215V179H213ZM122 178V179H121ZM137 178H139V179H137ZM203 178V179H202ZM213 180H212V179ZM256 178V179H255ZM260 180V181H258V179ZM262 178H263V180H262ZM86 178L85 177H83V178H81V180H80V182H78L79 184H81L84 180H85ZM129 179V180H128ZM182 179V178H181ZM203 181H202V180ZM220 179V180H219ZM221 179H222V181H221ZM251 181H250V180ZM126 180H128V181H126ZM215 180V181H214ZM245 180V179H244ZM255 180L258 182V183H256L255 182ZM118 183H117V182ZM121 181V182H120ZM219 181V182H218ZM31 182V183H30ZM52 182H53V180H52ZM135 182H133V184L135 183ZM261 182V183H260ZM8 183V184H7ZM98 183V181H95V183H93V184H90L89 186V188H88V191H90L91 190V188H92V186L94 185V184H97ZM115 183H117V184H115ZM120 183V184H119ZM122 183V184H121ZM242 183V182H241ZM246 183V184H245ZM247 183H249V184H247ZM251 183V184H250ZM255 183H256V185H257V187L256 188H258V190L256 189H253L252 187H253V185H255ZM20 184V185H19ZM100 184H102V183H100ZM103 184H107V183H103ZM119 184V185H118ZM127 184H129V185H127ZM139 184V183H138ZM137 184V185H138ZM201 184V183H200ZM213 184V185H212ZM261 186H260V185ZM9 185V186H8ZM104 185V186H105ZM201 185H203V183L201 184ZM206 185V184H205ZM218 185V187L216 188V189H218L220 186ZM49 186V185H48ZM125 186V187H126ZM250 186H252V187H250ZM258 186H260V187H258ZM262 186H263V188H262ZM7 187V188H6ZM121 187V186H120ZM119 187V188H120ZM126 187V188H127ZM138 187V186H137ZM137 187H136V191H138L139 190V188H140V185H139V187H138V189H137ZM223 187V186H222ZM222 187H220V188H222ZM241 187V186H240ZM9 188H12V190H10L9 191ZM118 188V189H119ZM213 188V189H214ZM251 190H250V189ZM140 189H142V188H140ZM112 190V193L113 194H115L117 191H116V187H114V188H112L111 189ZM126 190V189H125ZM255 190V191H254ZM1 191V190H0ZM139 191H143V190H139ZM207 191V192H206ZM250 191H252V193L250 192ZM93 191H91V193H90V199H92V198H94L96 195H95V193H92ZM126 192V191H125ZM183 191H179V195H180V197H181V199L182 200H184V201H187L186 203L187 204H189V203H191V199H189V198H187L186 196H182L183 195V193H182ZM206 192V193H205ZM209 192V193H208ZM242 192V193H241ZM247 192V193H246ZM254 192H258L257 194L256 193H254ZM243 193H245V194H243ZM250 193V195H248ZM67 194V195H66ZM92 194V195H91ZM109 194H111V192L110 191H108L107 193H104L102 196H101V198L103 199V200H106L107 199V197L109 196ZM182 194V195H181ZM252 194V195H251ZM256 194V195H255ZM108 195V196H107ZM247 196V197H244V196ZM261 195V196H260ZM67 196V197H66ZM191 196V195H190ZM248 196H251V198L249 199V201H247L248 200ZM263 196V197H262ZM12 197H14V195H12ZM183 197V198H182ZM185 197H186V199H185ZM243 199H242V198ZM110 198V197H109ZM247 200H246V199ZM253 198V199H252ZM242 199V200H241ZM113 200V199H112ZM241 200V201H240ZM26 201V200H25ZM29 201H31V202H29ZM27 200L26 202H29L30 203V205H35V204H37V202H35V201H33V199H30V200ZM190 201V202H189ZM116 203V202H115ZM255 203V204H254ZM200 204H203V202L202 203H200ZM239 204V205H240ZM252 205V206H251ZM251 206V207H250ZM260 206V207H259ZM116 206H114V207H112V208H115ZM253 210H252V209ZM107 209V208H106ZM104 210V212H108L107 210ZM111 209V208H110ZM110 209H108V210H110ZM257 209V210H256ZM247 211V214L245 213V214H243V212H246ZM255 210H256V212H255ZM186 211V212H185ZM185 211H183L184 212V216H186V214L189 212V211H187V210H185ZM104 212L102 213V215L104 214ZM256 214H255V213ZM190 213V212H189ZM188 213V214H189ZM187 214V215H188ZM237 214V213H236ZM252 214H254L255 216L257 215V214H259L258 216H256L255 218H253L252 217ZM102 215L100 216V217H98L97 219V222H96V226L99 224L100 225V221L102 220ZM263 215V216H262ZM236 216V215H235ZM244 216V217H243ZM248 217H249V219H248ZM246 219H248V221L246 220ZM253 221H252V220ZM259 220V222L257 223V221ZM254 220H257V221H255V223H253L254 222ZM245 221V222H244ZM102 222L103 221H101V225H102ZM263 222V223H262ZM59 223V222H58ZM188 223H190V224H192V222H186V225L185 224H182L181 226H182V228L180 227V229H179V234H180V236H181V243H180V261L182 262V264H259L260 262L259 261H257L258 259L256 258L255 259V254H252V256H254V257H252L251 255H250V257H249V254H247V253H245L244 254V251H242V252H240V253H242V256H241V254L238 252V256L236 255L237 253H235V251H233L232 250V255H231V253H228L227 254V256H228V258L226 259V258H222V256L223 255H225V254H220V251L219 252H217L216 251V249H215V246H216V240L217 241H221L220 242V244H219V242H218V245H220V246H222L223 244H224V242H225V240H226V238L225 237H223L224 235H227V233H226V230L225 229H223V228H221V230H218V229H220V228H209L210 230H208V228H206V227H204V228H206V229H204L203 227H201V229H200V231H198V232H195V230L193 229V225H189ZM224 223V222H223ZM247 223V224H246ZM262 223V224H261ZM54 224H55V222H54ZM224 224H226V222L224 223ZM237 224V225H236ZM253 224V225H252ZM247 225V226H246ZM251 225V226H250ZM57 226V225H56ZM190 226V227H189ZM191 226H192V228H191ZM241 228H240V227ZM243 226H245V227H243ZM245 229H243V228ZM256 227V228H255ZM259 227V228H258ZM262 227V228H261ZM253 228V229H252ZM96 228L95 227H93V229H92V231H91V234H89V236L88 237H85L84 239H82L83 241L81 242L82 244L81 245H84V243L86 244L88 241H91L93 238H91L93 235H92V232L95 230ZM212 229V230H211ZM248 229H251L252 230V232L254 231V233H251V231H247ZM255 229V230H254ZM258 229V231H261L262 230V232L261 233H258V231L256 232V230ZM260 229V230H259ZM193 230V231H192ZM206 230V231H205ZM215 230V231H214ZM217 230V231H216ZM225 230V231H224ZM241 230H244V231H241ZM203 231V232H202ZM206 233H205V232ZM223 231H224V233L225 234H223ZM202 232V233H201ZM210 232V233H209ZM244 234H243V233ZM250 233H251V235H250ZM196 234H201V235H207L206 237H205V239H203V240H205V241H207L208 239L209 240H211V242H203V246L202 245H200V246H198L197 244H196V242L194 241V236L196 235ZM215 234H216V236H215ZM253 234H255L256 236L258 235H260L259 237H256V236H254ZM218 235H220V236H218ZM223 235V236H222ZM262 235V236H261ZM223 238H222V237ZM193 237V238H192ZM215 237V238H214ZM90 238H91V240H90ZM206 238H207V240H206ZM212 238V239H211ZM219 238H222V240H218ZM216 239V240H215ZM212 240H215V242H213ZM136 241H140V239H137ZM192 241H193V243H192ZM141 242V243H140ZM140 242H138V243H140V244H142V241H140ZM151 242V241H150ZM149 242V244H152V243H150ZM153 242V241H152ZM223 242V243H222ZM134 241H132V243L131 244H129V245H125V246H123V248H125V247H128V246H131V245H137L138 243H134ZM201 243V242H200ZM206 244V246H205V244ZM208 243H212L211 245L210 244H208ZM196 244V245H195ZM207 244H208V246H207ZM246 244V243H245ZM154 245V244H153ZM242 245H244L243 243H242ZM213 246V248H214V253H212V254H214L215 256H216V254H217V256L215 257L214 255V257L212 256V254H209V253H211L212 251H210L209 250V248H211ZM246 246V245H245ZM197 247V248H196ZM202 247H203V249H202ZM204 247H207V248H205V251H201V250H204ZM209 247V248H208ZM81 248V246H79L78 248H76V250H79ZM213 248H212V250H213ZM243 249H244V246L242 247ZM199 251H198V250ZM201 249V250H200ZM207 250V251H206ZM100 251H101V249H100ZM208 251H209V253H208ZM216 252V253H215ZM205 253V254H204ZM218 253H219V255H218ZM207 254V255H206ZM248 256H247V255ZM221 255V256H220ZM208 256H210V257H208ZM233 256V257H232ZM235 256V257H234ZM240 256V257H239ZM247 256V257H246ZM226 257V256H225ZM249 257V258H248ZM219 258V259H218ZM230 258V259H229ZM248 258V259H247ZM121 259V260H120ZM118 258V260L116 259L112 264H129V262H127L128 260H125L124 258ZM208 259V260H207ZM211 259V260H210ZM119 261V262H118ZM233 261V262H232ZM121 262V263H120ZM258 262V263H257ZM1 263V262H0Z\"/></svg>","mask_w":264,"mask_h":264}]
</instances>
